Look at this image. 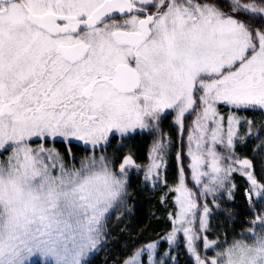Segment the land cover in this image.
Segmentation results:
<instances>
[{
	"label": "snow or ice",
	"instance_id": "6c2138e0",
	"mask_svg": "<svg viewBox=\"0 0 264 264\" xmlns=\"http://www.w3.org/2000/svg\"><path fill=\"white\" fill-rule=\"evenodd\" d=\"M220 104L233 110L226 142ZM166 110L176 112L181 132L186 115H196L187 168L183 148L177 152V185L169 190L177 210L169 213L172 231L162 239L173 245L182 234L195 264H264V213L252 221L261 227L250 229L251 243L236 241L216 257L196 247L200 239L205 250L217 245L207 238L213 215L207 197L215 201L227 188L233 198L234 164L250 185V210L253 193L264 199L254 164L234 160L232 151L240 126L247 123L251 134L252 121L238 113L264 112V0H0V155L8 152L0 159V227L13 241L7 250L0 243V264L49 254L57 264H85L138 166L127 155L114 171L102 155L66 167L55 147L45 145L96 148L113 135L158 127ZM34 140L41 143L32 147ZM168 146L163 139L154 143L146 183L155 185L161 167L167 170ZM187 171L198 192L187 186ZM66 216L78 218L75 231L63 226ZM157 247L145 245L124 264H157ZM164 257L171 253L159 264H174L175 257Z\"/></svg>",
	"mask_w": 264,
	"mask_h": 264
},
{
	"label": "trees",
	"instance_id": "16d2710c",
	"mask_svg": "<svg viewBox=\"0 0 264 264\" xmlns=\"http://www.w3.org/2000/svg\"><path fill=\"white\" fill-rule=\"evenodd\" d=\"M218 2L222 5L230 4L229 0H218ZM223 10L230 12L231 8L224 6ZM240 112H244L247 116L245 118L252 121L251 134H249L247 123L239 127V139L235 141L232 150L233 159L252 161L258 180L264 182V115L261 112L258 115L251 111ZM192 115L190 113L184 118L183 132L175 123L174 113L168 111L162 115L156 129L152 127L136 131L127 138L113 135L109 144L98 149L92 150L77 143H73L70 150L64 143L57 142L53 145L63 158L66 167L71 165L78 167L81 161L86 158L99 159L102 155L112 161L114 171L119 170L120 163L127 155H131L134 164L138 166L130 172L123 201L106 215L105 235L97 249L86 258L85 264H124V261L132 257L137 250L152 242H158L157 264L165 252H170L171 257H175L174 264H195L194 257L190 256L186 250V240L182 234L177 237V241L173 245H169L166 240L162 239L172 231L173 227L169 213H175L177 210L174 205L176 193L169 190L174 189L177 185V169L180 167L177 152L183 148L185 153L187 129ZM157 137L169 142V146L166 149L167 156L165 157L167 170L165 171L161 167L159 180L154 185L151 179L147 183L145 182V174L149 165L151 149L157 141ZM258 146L259 151H256ZM183 165L185 168L189 165L186 154ZM186 176L187 186L198 192L199 189L191 180V172L187 171ZM233 186L235 187L231 200L228 198L227 188L217 194L219 198L215 201L211 195L207 197V202L213 211V215L209 218L210 227L207 238L209 241H216L217 245L205 250L203 239H200L196 247L202 256L216 257L217 253L225 251L234 242L245 241L248 237L252 238L250 229H254L256 232L260 231L261 226L258 223L253 224L252 221L255 220L258 213H264V207H261L264 205V199L255 197L253 193L251 202L256 207L250 210L249 202L245 200V189L250 185L246 182V177L238 170L231 174L228 182V187ZM199 203H204L203 198ZM213 204H218L219 210L213 207ZM171 257H164V259L167 261ZM147 259L148 254L145 252L143 260L146 262ZM31 264L48 263L37 261Z\"/></svg>",
	"mask_w": 264,
	"mask_h": 264
},
{
	"label": "rangeland",
	"instance_id": "374dc122",
	"mask_svg": "<svg viewBox=\"0 0 264 264\" xmlns=\"http://www.w3.org/2000/svg\"><path fill=\"white\" fill-rule=\"evenodd\" d=\"M230 1V0H229ZM250 2H252V1H242L241 0V3L243 4V3H250ZM256 2H259L258 0H256ZM225 11V10H224ZM226 12V11H225ZM199 94H201V93H198L197 95H199ZM218 107V112H219V115L221 116V117H223V121H222V123H223V128H224V136H225V142H226V134H227V118H228V116H229V114L233 111V110H231L230 108H229V106H227V105H224V104H220V105H218L217 106ZM168 111H172L173 113H174V116H175V120H176V112L175 111H173V110H166V112H168ZM165 112V113H166ZM259 112H261V111H257V112H255V115H258V113ZM263 115H264V112H261ZM192 117H191V120L189 121L190 123H189V127H188V129H187V135H186V140H185V146H186V150H185V154H186V156H187V151H188V139H187V137H188V135H189V131L191 130V127H192V122H193V120L195 119V115H196V113L195 112H192ZM163 115V114H162ZM188 115V114H187ZM186 115V116H187ZM238 115L241 117V118H245V117H247L246 115H245V113L244 112H239L238 113ZM154 129H156L157 127H153ZM137 131H140V130H137ZM116 136H118V137H120L119 136V134H116ZM158 140H161V138H159V137H157V141ZM41 143V141L40 140H34L33 142H32V144H31V146L32 147H36L37 145H39ZM75 143V142H74ZM78 144H81V145H83V146H85L84 144H83V142H80V143H78ZM103 146V145H102ZM45 147L46 148H52L53 147V144L51 143V142H49L48 144H46L45 145ZM85 147H89V148H91L92 150L93 149H98L99 147H101V146H98V147H96V148H93L91 145H88V146H85ZM217 151H219V152H221V153H223V154H225V155H227V152H226V150L223 148V146H217ZM4 155V156H3ZM8 155V152H4L2 155H0V159H4V157H6ZM3 156V157H2ZM188 160H189V164H190V158L188 157ZM235 160V159H234ZM225 163H227V162H225ZM151 164V159L149 160V165ZM148 165V166H149ZM73 165H71V166H68V167H72ZM76 167V166H75ZM80 167V165L78 166V167H76V168H79ZM233 167L236 169V170H238L239 172H241V170H240V166L238 165V164H234L233 165ZM242 173V172H241ZM254 237H248V239L247 240H245V241H240V242H242V243H251L252 242V239H253ZM98 247V246H97ZM95 251V250H94ZM94 251H92L91 253H89V255L90 254H92ZM37 261H39V262H42V260H41V258L39 257V255H34L33 257H31L30 259H29V261L27 262V264H31V263H34V262H37ZM42 263H48L49 264V262H47V261H44V262H42ZM221 264H223V262H221Z\"/></svg>",
	"mask_w": 264,
	"mask_h": 264
},
{
	"label": "clouds",
	"instance_id": "9594fccd",
	"mask_svg": "<svg viewBox=\"0 0 264 264\" xmlns=\"http://www.w3.org/2000/svg\"><path fill=\"white\" fill-rule=\"evenodd\" d=\"M2 223V222H0ZM63 226L65 227H70V229L72 231H75L78 227V218L76 216H72V217H64L63 218ZM0 243H2L5 246V250H7L8 246H10L13 241L9 238V233L7 230H5L3 227H0ZM34 255L30 256L25 264H27V262L29 261V259L31 257H33ZM39 257L41 258L42 262L47 261L49 262V264H57V258L55 255L49 254L47 257L43 258L39 255Z\"/></svg>",
	"mask_w": 264,
	"mask_h": 264
},
{
	"label": "flooded vegetation",
	"instance_id": "af4514ba",
	"mask_svg": "<svg viewBox=\"0 0 264 264\" xmlns=\"http://www.w3.org/2000/svg\"><path fill=\"white\" fill-rule=\"evenodd\" d=\"M115 19H116L117 22H120L123 18H121L119 15H117L115 17ZM106 22L111 23L112 21H106Z\"/></svg>",
	"mask_w": 264,
	"mask_h": 264
}]
</instances>
